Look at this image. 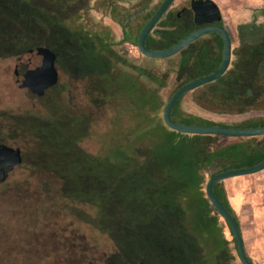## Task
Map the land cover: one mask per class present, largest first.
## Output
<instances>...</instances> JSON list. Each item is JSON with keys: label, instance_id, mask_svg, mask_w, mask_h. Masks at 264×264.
Wrapping results in <instances>:
<instances>
[{"label": "trees", "instance_id": "16d2710c", "mask_svg": "<svg viewBox=\"0 0 264 264\" xmlns=\"http://www.w3.org/2000/svg\"><path fill=\"white\" fill-rule=\"evenodd\" d=\"M87 1L0 0V59L22 57L29 50L47 47L56 53L57 66L70 81L84 86L81 97L69 86V97L61 104L63 111L49 106L47 115L16 116L14 121L0 117V142L22 145L24 165H30L38 175L63 178L41 183L37 188L41 194L64 201L68 208L95 211L91 218L79 217L115 243L116 252L106 264H238V250L235 256L225 232L227 224L208 198L206 186L217 173L254 163H248V156L239 159L237 145L219 146V135L185 134L169 128L162 114L168 102L161 99L158 90L166 86L169 73L160 76L130 64L138 76L97 57L90 29L68 23L76 20L78 5ZM53 23L58 27H52ZM240 30L238 67L209 87L212 97L198 99L227 114L250 111L254 107L252 90L264 97V24H243ZM180 57L178 88L190 82L193 73H200L191 71L186 49ZM141 75L159 88L149 87L139 79ZM132 94L138 97L129 103L140 118V135H131L133 144L127 147L112 137L115 145L107 151L86 152L81 142L90 135L92 126L101 128L102 115L98 114H110L105 129L111 137L120 121L125 122V117L115 112L120 105H127L120 98ZM185 96L173 110L177 123L227 126L185 112L181 106ZM249 121L264 123L261 118ZM12 126L32 136L33 144L4 136ZM142 127L150 130L141 135ZM160 130L165 134L158 140L154 132ZM214 191L239 224L221 182Z\"/></svg>", "mask_w": 264, "mask_h": 264}, {"label": "flooded vegetation", "instance_id": "af4514ba", "mask_svg": "<svg viewBox=\"0 0 264 264\" xmlns=\"http://www.w3.org/2000/svg\"><path fill=\"white\" fill-rule=\"evenodd\" d=\"M133 1L88 0L87 4L78 5L75 18L80 20L81 28H85L83 19L91 16L90 31L96 54H98L97 57H105L112 62L115 68L138 75L134 67L148 69V65L137 61L133 49L137 51L139 57L148 58L139 48V37L143 28L164 0L158 2L156 0H138L137 3L135 0ZM227 21L228 18L215 0H176L156 24L146 40V46L150 50H164L173 47L176 42H180L200 29L208 27L226 29L232 42V59L228 71L218 80L192 91L194 99L212 97L209 87L217 81L222 82L223 77L232 74L235 68L238 67V52L242 44L240 30L242 24L235 26ZM163 23L166 24L165 27H163ZM185 49L189 57L188 65L191 71L200 72L192 74L190 81H193L210 75L220 68L224 58L225 38L219 32L204 33L176 55L181 56ZM130 64L134 67H131ZM139 79L142 81V75ZM201 88L206 89L203 92L200 91ZM45 96L46 94L37 97L44 98ZM238 96L240 97V95ZM251 97L254 107L250 111L235 113V115H247L256 111L264 113V97L262 99L261 95L255 90H252ZM249 117L234 126L264 127L262 122L249 121L260 118L264 120V116ZM223 137L236 138L235 143H225L222 147L237 145L241 150L239 159H242L243 156H248V158L257 156L254 158V164L264 160V135L244 139H239L242 136ZM3 145L20 149L22 161L20 164L16 163L15 157L9 150L1 153L3 160L9 159L10 167L5 181L0 182V185L6 184L11 179H13V182L40 183L63 180L58 175H13L12 173L16 168L24 165L25 149L22 145L11 141L0 142V146ZM222 187L224 189L223 184ZM56 202L57 207L53 209L49 208V210L43 211L42 208L39 210L40 208L30 207L24 209L23 217H18L19 213L16 211L11 213L10 222H0V264H19L22 262L106 264L111 261L114 253L99 256L97 244L94 241L89 242L87 240L81 227L74 220L68 221L69 217L66 214L68 207L65 206L64 201L56 200Z\"/></svg>", "mask_w": 264, "mask_h": 264}, {"label": "rangeland", "instance_id": "374dc122", "mask_svg": "<svg viewBox=\"0 0 264 264\" xmlns=\"http://www.w3.org/2000/svg\"><path fill=\"white\" fill-rule=\"evenodd\" d=\"M160 0H156L158 2ZM250 1V0H249ZM134 2V1H133ZM255 6L249 5L248 0H225L223 11L224 14H228L229 17L227 22H231L233 25L238 26L239 24H251L256 23L258 25L264 24V0H253ZM45 4V3H44ZM85 20V21H84ZM87 20V22H86ZM85 22V23H84ZM68 23L74 27H78L81 25L80 20H69ZM83 24L90 29L91 24V16L90 18L87 17L83 19ZM249 26V25H248ZM52 27H58L55 23H53ZM43 28H47L46 24H43ZM260 34V33H259ZM258 36L260 37V34ZM249 35L248 33L246 36ZM250 36V35H249ZM256 37V36H255ZM257 38V37H256ZM134 53L137 58V61L141 63H145L148 65V69L158 75L162 76L165 73H169L166 81V86L163 88H159V86L153 83L151 80L147 79L146 77H142V81L147 84L151 88H159V95L161 99L167 103L169 98L173 95L175 90L178 88L179 82L177 81L176 77V70L178 64L180 62V55H174L168 58H144L139 57L137 51L135 49ZM132 50V51H133ZM139 58V59H138ZM60 70V69H59ZM31 68L29 66V62L26 56L22 57H8L0 59V117L3 116L5 118L13 120V117L16 116H27L30 114H42L47 115L48 110L53 107L54 109L59 106L58 110L63 111L61 108V104H65V100L68 99V88L71 85L72 88L77 91L79 96L84 95V86L81 82H72L69 79V76L64 73V71L60 70V80L59 86L56 89L50 90L46 93L44 98H38L35 94L32 93L29 87V83L31 82ZM68 86V87H67ZM146 91L142 89V95L145 94ZM138 96L135 94L122 96L120 99H125L124 103L127 105L122 108L123 104L116 109V113L119 115H123L125 118V122H121V126L114 128V131L111 132V137L106 135L105 126L107 124V119L110 116L107 111L101 112L98 115H102L101 119V128L92 126L88 131H90V135H86L81 142L82 148L90 153V154H97L101 151L102 148L107 151V148H112L115 145L116 141H123V144L127 147L133 144V140L131 135L136 134L140 135L138 131L139 127L137 124L140 121V118H137L132 110V107L129 102L132 99L137 98ZM193 93H187L185 98L182 101V109L185 112L192 113L196 112L198 116H201L205 119L213 121L215 123H223L227 126H234L240 122L245 121L246 119L250 118L249 116L253 117H260L264 116V113L261 111L252 112L251 114L247 115H235V114H227L222 113L220 108L212 105L210 102H202L198 99L193 98ZM51 108H50V107ZM64 108V107H63ZM164 112L162 111V114ZM1 120V119H0ZM3 121V120H1ZM12 122L11 124H13ZM111 123V122H110ZM2 124V123H1ZM5 124V123H4ZM121 128V131H119ZM111 129V125H110ZM150 130L148 127L145 129L142 127V134H145V131ZM155 131V130H154ZM92 132V133H91ZM120 132H123L120 136ZM139 132V133H135ZM109 133V132H108ZM107 133V134H108ZM89 134V132H88ZM164 130L154 132V137L158 140L162 139V135H164ZM4 136L8 138H16L19 142L24 143L25 145H29L30 143L33 144L34 141L33 137L30 135L23 134L21 131L12 126V130L6 133V130L3 133ZM88 136V137H87ZM109 137V138H108ZM117 139L115 142L111 138ZM134 137V136H133ZM220 145L231 141V137H223L219 135ZM246 137L242 136L239 139H244ZM13 140V139H12ZM13 142V141H11ZM103 150V151H104ZM30 166V165H29ZM27 165L20 166L14 170L12 173L13 175L20 176V175H38L31 167ZM257 175V173L249 174V175H242L233 178H228L224 181L228 183L233 180L237 179L240 183H243L245 186V190L254 191L257 189V192L254 193L252 203L250 206L253 207L255 211L254 215L258 218L261 224H264V187L258 188V179L254 178L253 176ZM223 181V182H224ZM41 185L40 182H13L11 179L6 184L0 185V222H10L11 213L18 211V217H23L22 213H24V209L27 208H40L39 210L45 211L49 208L53 209L57 207L55 203L56 200L50 197L47 198L46 195L41 194L37 191V188ZM235 212V211H234ZM9 213V214H7ZM53 213V212H51ZM95 211L91 208H86L83 212L80 209H68L66 211L67 216L69 217L68 221L74 220L80 227L87 240L94 241L98 247V255L105 256L111 255L116 252V245L111 240V238L107 235L102 233L101 231L97 230L93 224L87 222L85 219H80L79 215H85L86 218H91L94 215ZM235 215L238 218L237 213ZM30 222V221H28ZM226 222V221H225ZM227 224V223H226ZM228 226V225H227ZM225 226V232L228 238L231 240L230 248L232 253L237 256L236 245L233 242L232 236L230 235L229 227ZM258 236L256 240V248L255 254L257 257L262 258L264 257V249L262 248V243L264 242V231H261V228L258 229ZM260 234V235H259ZM225 235V236H226ZM249 249V248H248ZM247 255L251 262H253V258L251 256L252 251L246 250ZM259 254V256H258ZM237 263H240V259H237ZM10 264V263H4ZM19 264H41V263H19ZM50 264H77V263H50ZM103 264V263H100Z\"/></svg>", "mask_w": 264, "mask_h": 264}, {"label": "water", "instance_id": "95a60500", "mask_svg": "<svg viewBox=\"0 0 264 264\" xmlns=\"http://www.w3.org/2000/svg\"><path fill=\"white\" fill-rule=\"evenodd\" d=\"M176 0H164L160 5L158 10L155 12L150 21L143 28L140 37H139V48L141 52L151 58H168L178 54L186 46H188L192 41L200 37L204 33L208 32H219L225 38V52L223 62L218 70L214 73L198 78L196 80L190 81L188 83L180 86L175 93L172 95L168 101L163 118L165 124L178 132L185 134H197V135H222V136H244V137H253L264 135V127L256 128H247V127H237V126H218V125H188L177 123L173 119V110L177 105L178 101L187 93H190L199 87H202L208 83L214 82L221 78L229 69L231 59H232V42L228 31L220 27H208L200 29L187 37H185L180 42L168 49L164 50H150L146 46V40L151 34V32L156 27V24L160 19L165 15L169 7ZM28 59L29 66L31 68V82L29 83L30 90L33 94L42 97L46 92L57 85L60 79L59 70L57 68V55L54 51L47 47H37L36 49L29 50L25 55ZM5 150L12 152L13 156L16 159V163L20 164L22 158L20 156V149L10 148L8 146H0V182L5 181L8 169L10 167L9 159L3 160L1 153ZM264 170V160L261 162L247 167L236 168L226 170L220 173L215 174L208 181L206 186V192L211 203L218 211L220 216L226 221L228 227L230 228L232 234L234 235L236 247L242 264H253L249 259L244 238L240 229V226L234 217V215L228 210L223 201L216 195L214 187L217 183H220L228 178H233L242 175H249L258 173Z\"/></svg>", "mask_w": 264, "mask_h": 264}, {"label": "crops", "instance_id": "0c3cea01", "mask_svg": "<svg viewBox=\"0 0 264 264\" xmlns=\"http://www.w3.org/2000/svg\"><path fill=\"white\" fill-rule=\"evenodd\" d=\"M215 1L220 5L222 10H224L223 7L225 0H215ZM248 4L255 6L253 0L250 1L248 0ZM225 16L229 17L227 13L225 14ZM194 114L197 113L194 112ZM235 142H236V138H232V140L228 141L227 143H235ZM256 157L257 156H254L253 158L247 160L248 163L253 162L254 158ZM253 177L258 179L257 181L258 188L264 187V170L258 172L257 175ZM222 184L224 186V190L226 192V196L228 198L231 207L238 215V221L244 238L246 250L252 251L251 256L253 258L254 264H264V257L259 258L256 256L257 254L255 253V248H256L255 239L258 236L257 234L258 229L261 228V231H264V224L260 223L258 218L254 215L255 211L253 210V207L250 206L253 199L252 197L254 193L257 192V189H255V192L250 190H245L244 187L245 185L237 181V179H233L229 183L227 181H224ZM262 236L264 238L263 234ZM261 245L262 248L264 249V242Z\"/></svg>", "mask_w": 264, "mask_h": 264}]
</instances>
